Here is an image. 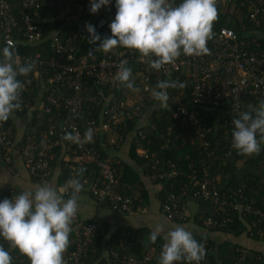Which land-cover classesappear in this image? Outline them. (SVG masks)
I'll return each mask as SVG.
<instances>
[{"label": "trees", "instance_id": "trees-1", "mask_svg": "<svg viewBox=\"0 0 264 264\" xmlns=\"http://www.w3.org/2000/svg\"><path fill=\"white\" fill-rule=\"evenodd\" d=\"M21 0H13L11 2V7L13 13L16 15V21L18 27H22L24 30V22L22 16L19 14L21 11ZM43 1V7L40 9V15L45 18V21L38 23L42 26V35L40 44L27 46V45H18L14 47L15 52L20 59L28 58L32 56L34 58L36 53H42L43 58H47L51 55L48 47L49 42L52 41L53 35H58V38L63 41L64 44H70L72 49L69 53L73 56L71 63L75 67L79 63V59H88V61L94 62L100 58L106 57L110 59L126 60L128 66L132 69L133 76L138 74L141 70V66L138 63V58L140 54L131 49L126 48H116L111 53H104L102 51L96 50V46L100 43L97 42L96 45H91L88 43L87 37L90 35L85 27H80V22H74L75 18L82 20L87 18L86 15L76 17L75 10H71L68 13H65V8L58 6L59 0H41ZM82 1V0H79ZM182 0H176V4L181 3ZM243 0H230L228 4V11L226 13H220L218 11V18L214 22L213 28L219 29L221 27H227L232 29L237 33L238 36H241L245 32L253 29L252 23L247 19V9L245 4H242ZM70 7H73V3H70ZM115 7V0H111V3L100 13L99 16H92L90 19L91 24L95 26L97 33L101 35L103 39L105 36H111L110 30V16L113 14ZM60 12H63V16H60ZM59 16V17H58ZM86 16V17H85ZM75 17V18H74ZM99 17L107 18L109 21L105 27L96 28V21ZM89 21V23H90ZM17 28V27H16ZM21 31H14L12 34L13 37L18 40L22 38V29ZM54 30V33L51 31ZM26 44V43H25ZM3 40L0 37V46L3 48ZM91 49V51H90ZM115 51V52H114ZM22 61V60H21ZM120 62V61H119ZM47 71L49 68H44ZM77 74H71L68 79H66V85L69 86L66 88V85L62 82H45L47 74L45 73H30L28 77H18L22 83H24L23 92L24 95L30 100V109L26 108L21 112H16L10 117L6 122L8 128L13 127L11 124V119L13 116L22 117L26 119L24 127L22 128L21 133H24L25 136L21 137V141L16 137L14 128L11 131V137H15L16 145L21 146L24 138L27 135H39L47 133L50 125L54 126L55 135L51 137L52 140H63L65 130L62 126V120L65 118L66 112L69 110L66 101L64 100L67 96L74 97L81 104L82 110L80 109L76 119L80 123V131L85 130V119L89 117L86 113L87 111L91 112V116L98 118L99 120L103 117L100 109H106L108 106L117 105L119 102H128L129 97H135L134 105L142 106L143 109H147L149 117L146 120H141L139 115H135L132 119H126L123 123L118 126L116 130L106 133H115L117 134V141L126 142L128 139L129 132H133L134 129H140L143 133V139L137 137L128 144L129 149H127L128 157L135 160L142 169L144 175H149L153 171L152 166V154H155L154 159H158L159 163L157 167L166 165L165 162L170 161L181 169L182 171L189 172L188 165L190 162H193L195 166L200 170L202 164L199 162L203 160L205 165H208L212 171L221 174V180L217 183V186L220 187L219 193L224 192V197L227 202H230L232 197L235 195L233 191L241 188L245 195L249 199H253L255 205L258 206L261 210L264 211V177H259L256 174L255 166H250L248 169L243 166L238 165L240 157L232 154L231 158L224 160L223 158V140L221 141L219 136V131L221 129L216 128L215 125L218 123L216 118H212L209 115L207 117V127L210 129L209 132H206V135L214 138L212 140V146L217 144L216 155H209L207 150L202 149L194 142H190L193 138L197 137V129L202 125L204 115L201 114V111L197 114L195 120L188 122L184 127H181L178 123V119L173 116L176 104H173L170 99V95H173L171 88L167 89L169 95L168 107H161L160 102L157 100H148L146 102L143 98H140L138 92H133L123 85L119 89L111 88L110 84H105L104 81L96 78L89 77L84 72L80 73L76 70ZM81 82V87L79 90L76 89V80ZM153 87L155 89V85ZM187 85V83H185ZM191 86H187L183 93V98L181 99L183 103L189 102ZM90 96L93 101H89L87 97ZM147 96V93H146ZM59 98L60 100H55ZM55 102V104H54ZM153 104L159 105L157 107ZM131 105V104H130ZM90 106H93L92 108ZM259 104L251 103L244 111L253 112ZM200 110V109H198ZM129 111L131 112V106H129ZM104 118H106L105 113L103 112ZM127 118V117H126ZM70 132V131H67ZM104 132V133H105ZM105 133V134H106ZM40 136V135H39ZM100 136V135H97ZM134 138V136H133ZM39 139V138H38ZM98 139V138H97ZM111 149L107 152L102 151L97 144L96 149L101 151L102 156L107 157L109 163L111 164V169L114 172L117 182L114 183L112 187L116 194L122 198L128 197L131 199V208L125 210L123 213H116L119 216L125 214L136 213L137 211L143 210L148 204V197L146 190L142 186V182L137 179V176L132 174L131 167L125 165V162H122L118 153L120 152L119 148L121 145L114 143ZM140 144V145H139ZM124 145V144H123ZM264 145V144H263ZM86 146V144H85ZM137 146H140L145 153L143 155H138L136 152ZM139 148V147H138ZM77 144H71L70 149L56 148L54 146L50 153H54L53 158H47V168L36 169L32 163L29 168H25L26 174L31 179L32 183L42 185L46 181L53 179V176L57 177V184L59 187H63V184L66 182L67 174L69 170H65L63 167L65 160L73 157V154H78ZM75 151V153H73ZM112 152V153H110ZM18 153L19 152H14ZM13 153V154H14ZM20 155V154H19ZM147 156V157H146ZM216 156V158H215ZM21 157V156H20ZM251 163L260 164L259 166L264 170V152L259 156L248 157ZM222 164L218 168V164ZM262 164V165H261ZM0 165L4 166L1 162ZM9 166V165H8ZM92 166V165H91ZM89 166L85 171L86 179L91 185L95 181L100 186V182L104 177H102L99 172V167ZM10 167V166H9ZM123 172V173H122ZM100 173V174H99ZM147 177V176H146ZM149 179V178H148ZM150 180V179H149ZM151 183L157 184L156 181L150 180ZM187 179L185 177L178 176L174 179L164 181L163 184H159L160 191L157 194V198L161 203H163L166 195L173 190L176 191L180 189ZM51 183V181H50ZM87 183V182H86ZM134 184V186H131ZM225 187H231V191L225 189ZM222 188V189H221ZM60 189V188H59ZM255 190L257 193H254ZM3 192V193H2ZM20 190L16 186L6 185L5 188L0 189V201L3 200L2 196L5 194L8 198H12L15 195L20 194ZM193 193V192H192ZM191 191L185 195L186 202L190 200L189 205L191 208V215L187 216L186 220H169L170 223L175 225H182L185 228H191L189 231L193 234V237L197 241L206 243V256L201 264H264V254L262 251H257L256 249H246L244 242H261L264 240L258 236L251 235L248 230L252 229V223L254 217L250 214H246L243 218H239L237 215L232 218V221L229 223L224 220L225 214L229 212H224V210L214 209L212 205L206 203L202 198L192 196ZM67 196V195H66ZM94 202L96 207H106L104 205L97 204L96 199L92 194H88ZM160 210V208H159ZM211 217V220L215 222V225H206L204 221ZM168 220V219H167ZM93 223L95 225L94 233L92 235V242L87 247L88 258L87 261L93 264H130L128 259L131 256L135 260L141 259V257L148 251L155 249L153 254V259L151 264L159 263V255L162 251V245L164 244V239L161 235L158 236L155 243H152L150 240V233L152 230L148 227H138L131 228V226H119L114 227L111 225L109 219L97 216L90 217L88 219L79 220L73 223L71 226L76 225V230L79 232L82 226ZM221 223H224L221 225ZM77 232L75 234L73 231L70 233V244L64 255L68 252L75 250L77 247ZM224 236L226 238H221ZM244 237V239H242ZM241 239V240H240ZM0 245H3L6 250L10 252L12 256V264H30V260L27 256L20 253L18 249H11L9 247V242L5 241L0 237ZM254 245V244H253ZM242 250V251H241ZM113 254H117L115 259ZM157 263H154L156 262ZM174 264H187L185 261L174 262Z\"/></svg>", "mask_w": 264, "mask_h": 264}, {"label": "built area", "instance_id": "built-area-1", "mask_svg": "<svg viewBox=\"0 0 264 264\" xmlns=\"http://www.w3.org/2000/svg\"><path fill=\"white\" fill-rule=\"evenodd\" d=\"M13 0H0V37L3 40V48L6 46L17 47L18 45L32 46L40 44L42 35V26L39 25L41 21H45L44 15H40V9L44 6L41 0H21V11L24 22V30L18 27L16 21V15L13 13L11 2ZM91 0H59L58 6L65 8V13L71 10H75L76 17L86 15L87 18H91L96 15L99 16L105 6H102L97 13H91L90 9ZM70 3H73V7H70ZM176 3V0H175ZM230 0H217V6L220 8V13H226L228 11V4ZM242 4H245L247 9V19L252 23L253 29L249 32H245L241 36H238L236 32L227 27H221L219 29L213 28V38L208 41L207 47L210 52L207 55L200 57H191L181 55L174 65H167L164 69L156 71L151 69L146 62L138 58V63L141 66V70L138 74L133 76L134 86L138 87L140 98H143L148 102L147 95L153 91V83L159 80H176L187 83V86H191L190 97L188 103H183V93L185 88H171L173 95L170 94V101L176 104L173 116L178 119V123L181 127H184L188 122L195 120L197 114L201 111L204 115L203 124L197 129V137L193 138L190 142H194L199 147L207 150L209 155H216L217 144L212 146V140L214 138L206 135L210 129L207 127V117L216 118V128L221 129L219 136L223 144V158L227 160L231 158L232 154L239 156L240 160L248 158L247 156L238 155L236 150L231 147L232 140V119L238 116L241 112H244L245 108L251 103H257L264 100V0H243ZM117 9L114 10L110 16V22L115 18ZM63 16V12L59 13ZM85 16V17H86ZM59 17V16H58ZM109 21L107 18L99 17L96 21V28H102L107 25ZM17 27V28H16ZM22 38L16 40L13 37L14 31H21ZM54 33V30L51 31ZM52 41L49 42V51L51 55L47 58H43L42 53H36L34 58L32 56L28 58L35 59L37 61L34 73H45L47 78L45 82H62L66 85V79L71 74H77L78 72H84L89 77H96L110 84L111 88L119 89L121 85L114 80L117 66L122 60L108 59L106 57L100 58L97 61L91 62L88 59L80 58L77 66H73L71 60L73 56L69 53L72 46L70 44H64L58 38V35H53ZM26 43V44H25ZM0 46V59H2V49ZM69 50V51H68ZM115 52V51H114ZM26 58H22L24 61ZM120 61V62H119ZM44 68H49L46 70ZM76 89L79 90L81 82L76 80ZM69 86L66 85V88ZM152 96V95H151ZM90 101L92 98L87 97ZM22 108L19 111L29 108L30 100L24 93L21 95ZM55 100H60L55 98ZM69 107L66 112L65 118H63L61 126L70 132L76 130L81 137L87 128L93 129V141L84 144L83 147L78 146L79 153L73 154L74 156L65 160L64 168L70 172L67 174V181L75 177V170L83 167L87 170L89 166L99 167V172L104 179L101 180L98 187L95 181L89 185L85 173L82 182L84 183V190L81 194H92L96 199L97 204L107 206L112 212L123 213L125 210L131 208V199L122 198L115 193L114 183L117 182L114 172L111 169V164L107 157L101 156L95 146L96 137L100 132L116 130L124 120L132 119L135 115L141 116V106L134 105L135 97H131V103L119 102L117 105L106 107V109H100L102 112V118L99 120L91 116V112L87 111L89 115L85 121V130L80 131V123L76 119L79 110H82L81 104L74 97H66L64 99ZM152 100H155L152 96ZM91 101H95L94 98ZM55 104V102H54ZM131 104V105H130ZM157 107L159 105L153 104ZM131 106V112L129 111ZM91 108L93 106H90ZM200 109V110H198ZM14 112V113H16ZM103 112L106 118H104ZM13 113V114H14ZM143 116V114H142ZM127 117V118H126ZM15 127L8 128L6 122L0 123V162L4 166H10L13 163V153L19 152L21 156L22 164L25 168L34 164L36 169L47 168V158H53L54 153H50L52 148L70 149L71 144L65 140H52L51 137L55 135V129L53 125H50L47 133H42L37 136L27 135L21 146L16 145L15 137H11V131ZM11 129V131H10ZM25 136L24 133H20L18 136V142L21 141V137ZM134 136V138H133ZM17 137V135H16ZM143 139V133L140 129H134L131 132V138ZM39 138V139H38ZM137 141V140H136ZM140 145V144H139ZM140 148V146H138ZM142 150V149H141ZM264 152V145L261 146L260 155ZM75 153V151H73ZM145 152L142 150L140 155ZM254 155V156H259ZM155 154H152V170L151 174L146 175L152 181H156L157 184H163V182L174 179L178 176L185 177L187 181L180 186V189L169 192L163 203L160 206L161 214L168 220H186L187 216L191 215V208L189 201L186 202L185 195L191 191L192 196L201 197L203 201L212 205L214 209L224 210L229 212L225 214L224 220L229 223L232 218L237 215L239 218H243L246 214H250L254 217L252 223V229L248 230L251 235L258 236L264 240V211L255 205L253 199H249L241 188L233 191L235 195L230 202L226 201L224 192L219 193L220 187L217 183L221 180V174L212 171L208 165H205L203 160L199 162L202 164V168L199 170L193 162L188 165L189 172L182 171L176 164L167 161L166 165L157 167L159 163L158 159H154ZM147 157V156H146ZM216 158V156H215ZM224 163L220 162L218 168ZM262 165V164H261ZM99 173V174H100ZM87 182V183H86ZM222 189V188H221ZM228 192L231 191V187H225ZM254 193H257L253 190ZM3 193V192H2ZM3 199L8 198L5 194ZM10 199V198H9ZM78 221L76 216L73 223ZM206 225H215V222L208 217L204 221ZM224 223H221L223 225ZM95 225L93 223L82 226L81 230L77 232V247L75 250L68 252L64 255L66 264H93L87 261L88 252L87 247L92 242V235L94 233ZM206 245V243H204ZM242 251V250H241ZM153 251L146 252L138 261L133 256L127 261L130 264H151L153 259ZM117 256V254H116ZM115 254L113 258L115 259ZM154 263H157L154 262ZM177 263V262H176ZM159 264V263H158Z\"/></svg>", "mask_w": 264, "mask_h": 264}, {"label": "clouds", "instance_id": "clouds-1", "mask_svg": "<svg viewBox=\"0 0 264 264\" xmlns=\"http://www.w3.org/2000/svg\"><path fill=\"white\" fill-rule=\"evenodd\" d=\"M110 3L111 0H91L89 11L97 13ZM216 5L217 0H182L178 5L175 0H115L117 11L109 25L111 36L102 39L95 26L87 23L85 28L90 34L87 40L91 45L99 41L96 50L104 53L118 47L135 50L151 69L160 71L174 65L181 55L209 54L207 43L213 38V25L218 18ZM36 63L32 58L21 61L11 46L2 49L0 123L7 122L15 111L21 110L25 85L18 77H28ZM114 80L133 92L140 91L134 86L132 69L126 60L117 66ZM185 87L184 82L159 80L151 95L161 107L167 108V89ZM232 124L231 147L241 156L258 155L264 144V100L259 102L254 114L241 112L232 119ZM93 136V129L89 127L83 137L73 130L66 131L62 139L83 147L93 141ZM97 151L102 156L101 151ZM85 171L83 167L76 169L75 177L59 190L43 184L0 201V237L9 242L11 249H18L27 256L30 264H66L64 253L70 244L71 225L84 190ZM163 231L164 226L157 224L150 233L151 242L155 243ZM163 238L166 242L162 245L159 264L182 260L187 264H201L206 256L204 243L182 226L168 231ZM0 264H12V256L3 245H0Z\"/></svg>", "mask_w": 264, "mask_h": 264}, {"label": "crops", "instance_id": "crops-1", "mask_svg": "<svg viewBox=\"0 0 264 264\" xmlns=\"http://www.w3.org/2000/svg\"><path fill=\"white\" fill-rule=\"evenodd\" d=\"M107 6H105L104 8H106ZM75 18V17H74ZM93 18V17H91ZM91 18H85L82 20H78L79 18H75L74 22H80L81 25L80 27H85V25L87 23H89ZM91 23V21H90ZM147 99L148 100H152V96L150 94L147 95ZM153 101V100H152ZM128 102L131 103V96L128 99ZM141 111L142 114L140 116L141 120H146L149 117V112L147 109H143L141 106ZM26 122V119L24 118V116L22 117H17L15 116L13 119H11V124L13 127H15V133L16 135H19L22 131V128L24 127V124ZM100 132L96 137V141L95 144L98 145V147L104 151L107 152L109 149H111L113 146H115L114 143H117L119 145H121L119 148L120 152H116V154L118 153L119 157L121 158L122 162H125V165H129V167H131V172L132 174L137 176V179L139 181L142 182V186L144 190H146L147 193V197H148V204L147 206L141 210V211H137L136 213H131V228H138V227H148L150 228L152 231L155 230L156 225L151 222V218L153 217V215L155 214H159L161 215L164 219H165V224H162L164 226V231L163 233H161V236L164 237V235L167 234L168 231L174 229L177 226H182V225H175L169 222V220H167L160 212L159 208H160V202L157 198V194L160 191V187L156 184L151 183V181L146 177V175H144L142 169L140 168V165L133 160L132 158L130 159L127 155V149H129L128 144L131 143V131L129 132L130 134L128 135V139L126 140L125 143H123L122 141H117L116 136L117 134L115 133H104ZM107 132H111V131H107ZM98 138V139H97ZM124 144V145H123ZM132 145V143H131ZM141 149L136 148V152L138 153V155H140L141 153ZM112 153V152H110ZM253 161H249L248 158L243 159L238 161V165L243 166L244 168L248 169L250 166H255L254 168H256V174L259 177H264V170L263 168H261L258 164L255 163H251ZM123 173V172H122ZM58 175V174H56ZM53 176V179L50 181H46L44 182V184H48L54 188H56L57 190H59L58 185L57 184V176ZM12 185V186H16L19 188L20 192H23L25 190H34L37 186H40L39 184L35 183V185L32 183L31 179L29 178V176L26 174L25 172V168L22 164L21 161V157L18 153H14L13 154V163L9 166H2L0 165V189L5 188L6 185ZM43 185V183H42ZM131 186H134V184H131ZM68 197L65 196V199H67ZM78 212H77V217L78 219L81 221L83 219H88L90 217H103L106 219H109L110 223L112 226L114 227H119V226H125L127 224L126 219H124L122 216H119L115 213H113L112 211H110L108 208H104V207H96V205H94L93 200L91 199L90 196H88L87 194H80V199L78 201ZM107 212H112V218L110 217H106ZM135 214H141L142 218L144 219L143 222H139L134 216ZM72 227V231L75 234V232H77L76 230V225L75 226H71ZM184 227V226H182ZM185 228V227H184ZM186 230H190L191 228L186 227ZM221 238H226L224 236H221ZM164 239V238H163ZM166 241L164 240V243ZM254 244V245H253ZM252 244V242H247V240H245L244 245L245 248L247 249H256L257 251H262V253L264 254V242H254ZM154 253V255H157V253H155V249L153 248L152 250ZM160 256V255H159Z\"/></svg>", "mask_w": 264, "mask_h": 264}, {"label": "rangeland", "instance_id": "rangeland-1", "mask_svg": "<svg viewBox=\"0 0 264 264\" xmlns=\"http://www.w3.org/2000/svg\"><path fill=\"white\" fill-rule=\"evenodd\" d=\"M218 9H220L219 7H218ZM12 117V116H11ZM15 116H13V118H14ZM112 212H107V215H106V217H110V218H112ZM114 215V214H113ZM124 219H126V221H127V224L125 225V226H131V214H125V215H123L122 216ZM139 222H143L144 221V219L142 218V216H141V214H135V216H134ZM151 222H153L155 225H157V224H165V219L161 216V215H159V214H155V215H153V217L151 218ZM242 239H244V237H242ZM241 240V239H240ZM245 240V239H244Z\"/></svg>", "mask_w": 264, "mask_h": 264}]
</instances>
